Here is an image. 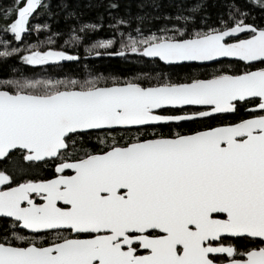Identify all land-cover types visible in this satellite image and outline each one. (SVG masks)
<instances>
[{
  "label": "snow or ice",
  "instance_id": "6c2138e0",
  "mask_svg": "<svg viewBox=\"0 0 264 264\" xmlns=\"http://www.w3.org/2000/svg\"><path fill=\"white\" fill-rule=\"evenodd\" d=\"M258 2L264 6V0ZM41 5L42 0H14L0 11L7 21L0 30L21 40ZM245 15L240 12L237 19L230 11L231 23L222 19L217 27L192 33L176 25L139 38L122 33L119 54L142 53L170 66L219 57L264 64V26L245 22ZM48 27L34 25L35 30ZM85 27L98 25H82L80 31ZM242 30L250 34L235 38ZM84 39L74 29L65 43ZM113 43L100 39L85 48L99 55L96 46ZM32 48L20 57L32 65L79 59L76 51ZM104 79L89 74L84 81H0V158L10 160L16 151L26 161L60 159L50 179H24L0 188V216L48 234L13 232L18 243L0 240V264H264V66L236 73L215 70L206 78L182 81L164 74L162 81L147 84ZM248 100L258 101L249 107L260 114L235 123L188 132L152 128L150 133L129 132L122 142L101 139L106 145L101 149H69L68 138L80 133L205 118L234 111ZM187 106L202 110L163 111ZM68 170L71 174H64ZM6 181L12 177L0 170V184ZM226 236L260 244L235 259L240 249L230 241L217 242ZM214 253L229 258L217 260Z\"/></svg>",
  "mask_w": 264,
  "mask_h": 264
},
{
  "label": "trees",
  "instance_id": "16d2710c",
  "mask_svg": "<svg viewBox=\"0 0 264 264\" xmlns=\"http://www.w3.org/2000/svg\"><path fill=\"white\" fill-rule=\"evenodd\" d=\"M13 3L14 0H0V11ZM110 4H115L116 7H111ZM230 11L237 19L240 18L239 13L244 12L245 22L264 26V6L258 0H42L41 7L36 10L37 14L30 18L28 29L22 33L21 40H16L11 33L0 30V81L21 78L71 80L73 77L84 81L91 74L105 78L102 83L110 82L115 77L121 80L132 78L136 82L147 84L149 80L155 83L157 78L162 81L164 74L173 81H182L186 77L206 78L215 70L231 73L243 71L244 65L236 60H221L204 65L170 66L158 60H148L142 53L119 54L122 33L139 34V38L161 29H171L173 25L184 27L188 33H192L194 29L217 27L222 19L231 23V18L228 16ZM68 12L73 14L68 15ZM181 16L191 17V19L185 21L179 19ZM118 21L125 22L118 23ZM6 22L5 19L0 18V26ZM37 23H46L49 27L35 30L34 25ZM82 25H98V27H85L84 31H80ZM74 29L78 35L85 37L84 43H65ZM109 38L114 40L113 45L95 47L99 55H91L86 51V45H94L97 40ZM29 45H33L32 51H45L48 47L76 51L79 59H63L58 62L32 65L20 59ZM6 48L9 52L7 56H4L2 53ZM12 48L20 49V51L11 52ZM8 87L11 90V86ZM164 112L172 113L173 111L165 109ZM244 115L246 114L243 107L238 106L232 114H218L177 124L157 125L147 129L88 131L78 134L75 138L70 136L69 149L72 150L73 147L101 149L106 146L101 144V139H104L106 143H111L113 138L122 142L129 132L150 133L152 128H155L157 133H169L174 130L195 131L218 123L233 122ZM73 154L78 156L79 153ZM54 161L55 159L40 162L26 161L19 152L13 151L10 160L0 161V169L6 171L13 181L46 178L53 174ZM13 232L32 236L16 226L12 227L9 221L0 218V240L7 237L11 242L18 243L12 236ZM40 236L47 238L48 234ZM235 244L243 248L252 243L235 240Z\"/></svg>",
  "mask_w": 264,
  "mask_h": 264
},
{
  "label": "flooded vegetation",
  "instance_id": "af4514ba",
  "mask_svg": "<svg viewBox=\"0 0 264 264\" xmlns=\"http://www.w3.org/2000/svg\"><path fill=\"white\" fill-rule=\"evenodd\" d=\"M250 34V33H249ZM249 34H245V35H242L241 37L243 38V37H246L247 35H249ZM240 37V38H241ZM243 65H244V70H246V69H249V68H255V67H261V66H264V64H260V63H252V64H245V63H243V62H241ZM253 102H258V101H252V100H248V102L247 103H238L237 104V106H236V108L238 107V106H240V107H243V111L245 112V114L246 115H244L242 118H240V119H243V118H247V116H249V115H259L260 113L258 112V111H253V110H251L250 109V107H249V105L251 104V103H253ZM236 108H235V110H236ZM169 110H171V111H173L172 113H175V112H180V111H193V110H196V111H200V110H202V109H196V108H193V107H186V108H181V109H169ZM234 110V111H235ZM163 111H165V110H163ZM234 111H232V112H230V113H222V114H232ZM218 115V114H217ZM239 119H237V120H235V121H233V122H228V123H235L236 121H238ZM214 126H216V125H214ZM214 126H211V127H214ZM202 129V128H201ZM198 130H200V129H198ZM196 131V130H195ZM4 159V158H3ZM2 159V160H3ZM51 159H54V158H51ZM46 160V159H45ZM1 161V160H0ZM60 162V159L59 158H55V161H54V165H53V174L51 175V176H49V177H46V178H38V179H40V180H45V179H50L53 175H56L57 173L55 172V164L56 163H59ZM0 170H2V169H0ZM4 171V170H3ZM64 174H71V171H66ZM23 180H20V181H11V182H7L5 185H3L2 187H5V186H7V187H11V186H13V184L14 183H20V182H22ZM1 187V188H2ZM37 202H42V200H40V198H37ZM0 218H3V219H5V220H7V221H9L10 222V224H11V226L13 227V226H16L17 228H19V229H21V230H23L26 234H29V235H43V234H45V232H39V233H29V232H27L26 230H24V229H22V228H20L19 226H18V223H15V224H12L11 223V218H5L4 216H0ZM231 242L233 245H235L236 247H237V245L235 244V240H233V239H231V237L230 236H226L223 240H221V241H217V242H220V243H226V242ZM259 244H260V241L259 240H257L256 241V243H252L251 245H249V246H246V247H243V248H239V247H237L238 249H240V253H238L237 255H235L233 258H235V259H242L243 258V256H242V251L243 250H246V248L247 247H251V246H259ZM213 258H215V259H217V260H220V259H228L229 257H228V255H226V254H218V255H213Z\"/></svg>",
  "mask_w": 264,
  "mask_h": 264
},
{
  "label": "water",
  "instance_id": "95a60500",
  "mask_svg": "<svg viewBox=\"0 0 264 264\" xmlns=\"http://www.w3.org/2000/svg\"><path fill=\"white\" fill-rule=\"evenodd\" d=\"M245 34H249V32L247 30H242V33H237V34H233L235 38L237 39H243V38H246V37H241L242 35H245ZM241 37V38H240ZM146 59L148 60H158L159 62H161L162 64H165L164 62L160 61L158 58H152V57H147L145 55H143ZM221 60H236V61H240V62H243L245 64H252V63H256V62H244V61H241L239 58H235V57H219V58H215L214 62H181V63H177V64H173V65H179V64H197V65H204V64H211V63H215V62H218V61H221ZM165 65H168V64H165ZM187 107H193V108H196V109H201L199 108L198 106H187ZM186 108V107H185ZM165 109H181L180 107H165L163 110ZM232 111H228V113H230ZM223 113H227V112H223ZM217 114H222V113H215V114H210L209 116H213V115H217ZM207 116V117H209ZM197 119H202V118H197ZM194 120V119H193ZM188 121V120H186ZM182 121H178V122H169V123H160V124H154L153 126H157V125H165V124H177V123H180ZM116 129H121V128H101V129H97V130H92V131H102V130H116ZM134 129V128H133ZM3 158H0V160H2ZM45 159H51V158H43L42 160L40 161H43ZM40 161H34V162H40ZM68 171H71V170H68ZM8 181H6L4 184H0V188L5 185ZM12 187V186H11ZM12 219V218H11ZM18 226L24 230H26L27 232L29 233H37V232H33L31 230H28L26 228H24L22 225L18 224ZM218 254H226L227 253H214V254H211L212 256L213 255H218Z\"/></svg>",
  "mask_w": 264,
  "mask_h": 264
},
{
  "label": "rangeland",
  "instance_id": "374dc122",
  "mask_svg": "<svg viewBox=\"0 0 264 264\" xmlns=\"http://www.w3.org/2000/svg\"><path fill=\"white\" fill-rule=\"evenodd\" d=\"M46 62H53V61H45V62H43V63H46Z\"/></svg>",
  "mask_w": 264,
  "mask_h": 264
}]
</instances>
